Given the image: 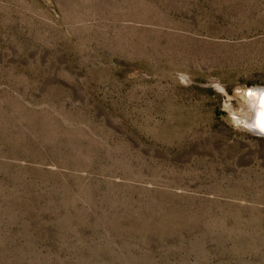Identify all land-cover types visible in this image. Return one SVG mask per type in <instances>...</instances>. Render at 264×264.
I'll use <instances>...</instances> for the list:
<instances>
[{"label": "rangeland", "instance_id": "obj_1", "mask_svg": "<svg viewBox=\"0 0 264 264\" xmlns=\"http://www.w3.org/2000/svg\"><path fill=\"white\" fill-rule=\"evenodd\" d=\"M256 85L264 0H0V264H264Z\"/></svg>", "mask_w": 264, "mask_h": 264}, {"label": "bare ground", "instance_id": "obj_2", "mask_svg": "<svg viewBox=\"0 0 264 264\" xmlns=\"http://www.w3.org/2000/svg\"><path fill=\"white\" fill-rule=\"evenodd\" d=\"M264 89V86H252L250 87V99H249V104H248V110L246 112V120L250 123V125L253 123V120L255 118V115L257 113V110L259 107H261V110H259V115L258 119L256 121V125L261 128V130H264V97L261 99L262 103L261 106L258 103L259 100V94H260V89ZM259 89V90H258ZM251 118H250V117Z\"/></svg>", "mask_w": 264, "mask_h": 264}, {"label": "water", "instance_id": "obj_3", "mask_svg": "<svg viewBox=\"0 0 264 264\" xmlns=\"http://www.w3.org/2000/svg\"><path fill=\"white\" fill-rule=\"evenodd\" d=\"M264 97V89H260V94H259V100H258V103L259 105L261 106V99ZM259 110H261V107H259V109L257 110V113L255 115V118L253 120V123L250 125V128L256 132H259L261 134L264 135V130H261V128L259 126L256 125V121L258 119V115H259Z\"/></svg>", "mask_w": 264, "mask_h": 264}]
</instances>
